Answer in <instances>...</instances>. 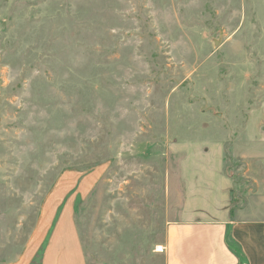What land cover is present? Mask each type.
<instances>
[{"label":"rangeland","instance_id":"obj_1","mask_svg":"<svg viewBox=\"0 0 264 264\" xmlns=\"http://www.w3.org/2000/svg\"><path fill=\"white\" fill-rule=\"evenodd\" d=\"M97 170L88 264H165L187 194L213 211L227 179L232 220H264V0H0V264Z\"/></svg>","mask_w":264,"mask_h":264},{"label":"crops","instance_id":"obj_2","mask_svg":"<svg viewBox=\"0 0 264 264\" xmlns=\"http://www.w3.org/2000/svg\"><path fill=\"white\" fill-rule=\"evenodd\" d=\"M100 177L99 170L81 177L75 173L73 189L74 180L68 184L60 179L45 197L34 231L12 264H88L75 208ZM227 182L224 200L213 211L187 194L180 219L168 224L165 243L159 246L165 264H264V220H232ZM229 228L234 247L226 239Z\"/></svg>","mask_w":264,"mask_h":264},{"label":"built area","instance_id":"obj_3","mask_svg":"<svg viewBox=\"0 0 264 264\" xmlns=\"http://www.w3.org/2000/svg\"><path fill=\"white\" fill-rule=\"evenodd\" d=\"M157 250H158L159 252H163V248H162V247H158Z\"/></svg>","mask_w":264,"mask_h":264},{"label":"trees","instance_id":"obj_4","mask_svg":"<svg viewBox=\"0 0 264 264\" xmlns=\"http://www.w3.org/2000/svg\"><path fill=\"white\" fill-rule=\"evenodd\" d=\"M237 251V250H236Z\"/></svg>","mask_w":264,"mask_h":264}]
</instances>
